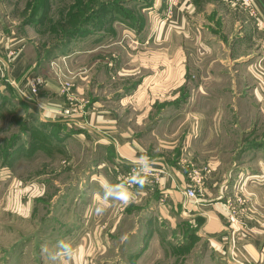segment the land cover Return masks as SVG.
Instances as JSON below:
<instances>
[{"label": "rangeland", "instance_id": "1", "mask_svg": "<svg viewBox=\"0 0 264 264\" xmlns=\"http://www.w3.org/2000/svg\"><path fill=\"white\" fill-rule=\"evenodd\" d=\"M155 1L0 0V26L10 36L0 54V264H221L204 256L213 249L187 223L175 229L167 225V218L156 214L147 219V206L132 204L139 200L136 195L128 206L112 202L100 214V222L94 221V197L105 195L104 180L112 186L115 176L116 185L126 188L120 179L124 172L112 149L95 144L94 138L73 123L68 127L60 115H46L53 122L39 120L37 103H43L47 96L58 94L64 101L65 108L59 113L72 108L76 115H82L91 110L94 101L113 91L121 89L125 95L141 85L139 68L135 78L121 74L140 63L138 51L143 39L139 32L148 28ZM165 9L170 14V8ZM19 40L32 43L37 57L33 65L36 75H28L21 83L10 73ZM32 79L40 80L36 102L23 97V92L30 91ZM47 79L57 84L55 95L44 89ZM60 81L70 84L67 91H62ZM177 101L156 102L154 112L147 117L142 116L146 111L142 102L116 101L104 106L112 105L119 121L131 124L134 131V121L149 123L165 104ZM81 134L86 138L77 137ZM171 136L160 132L154 138L159 137L160 142ZM176 152H168L171 159L177 158ZM183 159H193V155L185 153ZM187 166L188 183L194 169L205 175L204 196L196 205L210 201L208 163L189 162ZM260 182L264 183V171L246 184L236 183L228 197L214 200L226 206L229 226L233 225L231 207H235L239 222L234 225L241 226L237 241L255 234L246 224L248 217L264 218V202L248 188ZM129 191L141 197L147 193L139 187ZM230 259L233 261L232 255Z\"/></svg>", "mask_w": 264, "mask_h": 264}, {"label": "crops", "instance_id": "2", "mask_svg": "<svg viewBox=\"0 0 264 264\" xmlns=\"http://www.w3.org/2000/svg\"><path fill=\"white\" fill-rule=\"evenodd\" d=\"M254 1L258 18L240 2L229 0H156L148 16V28L139 32L143 39L138 51L140 63L121 74L135 78L139 68L141 85L125 95L118 89L94 101L88 113L62 118L68 127L73 123L94 138L95 144L111 148L122 172L139 168L140 164L165 170L166 174L144 186L146 195L134 192L139 200L126 205L144 204L147 219L156 214L167 218V225L175 229L187 223L213 249L204 256L221 264L240 263L230 259L233 225L226 220L227 208L214 200L228 197L236 183L246 184L264 171V0ZM165 8H170V14ZM163 13L167 16L162 20ZM8 36L0 26V54L4 53L1 49ZM15 47L17 56L10 73L21 83L28 75H36L33 65L37 57L34 45L26 40L16 41ZM44 89L55 95L58 86L47 79ZM78 91L83 92L82 88ZM57 95L42 98L50 110H38L39 120L47 122L65 108ZM116 101L142 102L146 107L143 117L154 112L158 101L177 102L165 104L149 123L134 121L133 131L131 124L119 121L112 105L104 106ZM160 132L172 136L159 142L154 135ZM86 136L77 135L81 139ZM172 150L178 152L175 159L168 153ZM185 153L193 159H183ZM189 162L208 163L211 170L207 183L211 200L198 206L188 202L184 193L189 184L184 169ZM116 181L114 176L112 186ZM248 188L259 202H264V183ZM93 213L94 221L99 223L100 214ZM247 220L255 234L240 237L235 253L241 264H264V218Z\"/></svg>", "mask_w": 264, "mask_h": 264}, {"label": "built area", "instance_id": "3", "mask_svg": "<svg viewBox=\"0 0 264 264\" xmlns=\"http://www.w3.org/2000/svg\"><path fill=\"white\" fill-rule=\"evenodd\" d=\"M229 1L240 2L242 7L246 11H248V13L251 16H253L255 18L259 17L258 7H257L254 0H229ZM30 82H31L30 91L29 92H23V97H24V100H26V101H34V98L38 95V91H39L40 80L32 79ZM60 84H61L62 91L63 90L67 91L68 88L70 87V84L68 82L60 81ZM34 102H36V101H34ZM37 105H39V104L37 103ZM58 114L63 116V117H65V116L66 117H74L76 115L75 112H73L72 108L64 109L63 111H61ZM139 166H141V167L132 168L129 171L124 172L120 177V179L125 182V186L128 190H135L139 187V185L134 182L137 177H144L146 179L145 184H148V183H150L149 181L157 180V178L160 176V174H166L165 170H162V169H157L154 167H147L143 164H140ZM145 169H147V175H146ZM259 177H260V175H259ZM189 178H190L191 182L188 184L184 193L186 195V198L188 199V202H193V204H196V203H199V201H201L203 196H204L203 180L205 179V175L203 174V171L198 170V169H194L189 173ZM238 200L240 202L241 201L243 202V200H241L240 198ZM231 206L232 205H229V207H231ZM184 208L187 209V207H184ZM230 212H231L230 221L233 223V225L238 224L239 219L237 217V212H236V209L234 206L231 207ZM240 229H241V226L235 227V225H234V228L232 230V237H231L232 259H233V261H235V262L237 261L238 263H239V261L236 259L237 256H236L234 248L237 244L236 243L237 242V235H238Z\"/></svg>", "mask_w": 264, "mask_h": 264}, {"label": "clouds", "instance_id": "4", "mask_svg": "<svg viewBox=\"0 0 264 264\" xmlns=\"http://www.w3.org/2000/svg\"><path fill=\"white\" fill-rule=\"evenodd\" d=\"M39 107L43 111H49L50 109L44 103H39ZM143 159V157H140ZM147 175V169H145ZM139 185L140 189H143L146 183V179L144 177H137L134 181ZM102 187L105 188V195L103 197H94V211L96 214H103L112 202H120L122 204H129L134 199V194L130 192L123 185H115L109 186L106 182L102 184ZM114 189H119L118 191H114ZM113 199H109V198Z\"/></svg>", "mask_w": 264, "mask_h": 264}, {"label": "trees", "instance_id": "5", "mask_svg": "<svg viewBox=\"0 0 264 264\" xmlns=\"http://www.w3.org/2000/svg\"><path fill=\"white\" fill-rule=\"evenodd\" d=\"M70 132H72V131H70ZM73 133H74V132H72L71 135H73ZM69 135H70V134H68V135L66 136V138H68Z\"/></svg>", "mask_w": 264, "mask_h": 264}]
</instances>
